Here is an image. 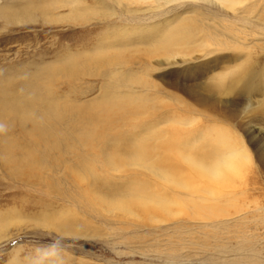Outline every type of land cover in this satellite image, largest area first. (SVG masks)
<instances>
[{"label": "rangeland", "instance_id": "rangeland-1", "mask_svg": "<svg viewBox=\"0 0 264 264\" xmlns=\"http://www.w3.org/2000/svg\"><path fill=\"white\" fill-rule=\"evenodd\" d=\"M263 155L264 0H0V264H264Z\"/></svg>", "mask_w": 264, "mask_h": 264}, {"label": "bare ground", "instance_id": "bare-ground-1", "mask_svg": "<svg viewBox=\"0 0 264 264\" xmlns=\"http://www.w3.org/2000/svg\"><path fill=\"white\" fill-rule=\"evenodd\" d=\"M177 1H179V0H177ZM172 2V1H171ZM235 78L234 79H232V81L231 82H229L227 85H226V88H231V86L234 84V83H236V81L237 80H239V81H241L242 80V76L241 77H237V75H235L234 76ZM225 80H226V78H220L219 79V84L220 85H218L217 84V87H220V86H223L222 84L225 82ZM217 87H215V88H217ZM212 89H214V88H212ZM228 91H230V90H228ZM28 98V97H27ZM130 99V98H129ZM28 100V99H27ZM30 100V99H29ZM108 102V101H107ZM106 102V103H107ZM103 103H105V101L103 102ZM102 103V104H103ZM129 103V102H128ZM26 104V103H25ZM47 104V103H46ZM102 104H101V107H102ZM106 105V104H105ZM106 106H110V107H112V106H114V103L112 104V102H108L107 103V105ZM117 107L119 106L118 104L116 105ZM121 107L122 106H125V105H120ZM119 106V109L120 110H122L124 107H122V109H121V107ZM100 107V108H101ZM126 107V106H125ZM104 108V107H103ZM8 109H9V111H11V112H13L14 114H15V116L18 118V121L22 124V126L24 127V130H25V132L26 133H29V134H32L33 136H34V138L35 139H44V140H47V138L49 137V136H51L52 135V133H51V131H49L48 130V119L50 118V115L53 113L52 111L54 110V109H52V107L51 106H47L46 108H44V109H41V110H38L37 108H35V105H31V104H29L28 103V105H20V106H16V105H11L10 106V108L8 107ZM102 109V108H101ZM110 109V108H109ZM112 109V108H111ZM119 109H118V111H119ZM28 110H35V114H30L29 112H28ZM113 110V109H112ZM4 111V110H3ZM37 111H39V113H37ZM55 111V110H54ZM116 111V109L114 110V112ZM4 112H6V110L4 111ZM107 113H108V111H107ZM116 113H117V111H116ZM53 115V114H52ZM49 117V118H48ZM103 117H107V116H103ZM55 119V118H54ZM50 133H51V135H50ZM88 140V139H87ZM179 141H181V142H184V139L182 140V139H179ZM48 145H49V142L47 143ZM140 148H139V151L137 150V148L135 149V151L137 150L138 151V153H136L135 155H134V157H135V159L136 160H138V161H142V163H143V158H147V154L148 153H146V151L145 150H143V144H141V142H140V145H138ZM187 149H189L188 148V146H187V144H185V145H183L181 148H180V152L182 151V150H187ZM210 150H212L213 151V153L215 154V156H217L219 153H220V151H218V149H216V148H212V149H210ZM130 151V150H129ZM136 151V152H137ZM113 152V151H112ZM118 153V152H117ZM261 154V153H260ZM118 155V154H117ZM99 156H100V154H99ZM119 156V155H118ZM264 156V155H263ZM259 158H260V155H259ZM97 159V158H96ZM114 159V158H113ZM118 160V159H117ZM260 161H263L264 162V157H262V159H259ZM119 161V160H118ZM93 162V161H92ZM97 162V161H96ZM120 162V161H119ZM121 162H123L122 160H121ZM120 162V163H121ZM219 162V161H218ZM95 163V162H94ZM111 163H113V162H110V163H108L109 165L111 164ZM115 163V162H114ZM222 163V162H221ZM220 163V164H221ZM88 164V163H87ZM97 164H98V162H97ZM218 164V163H217ZM90 166H87V169H88V171H90V172H93L94 170H92V165H91V163L89 164ZM106 165H107V163H106ZM108 165V166H109ZM114 165H117V163L116 164H114ZM216 166V165H215ZM219 166V165H218ZM94 167V166H93ZM89 173V172H88ZM75 174V173H74ZM80 174V173H79ZM87 174V173H86ZM91 174H93V173H91ZM85 175V174H84ZM96 175V174H95ZM76 178H80V176H75ZM91 177V176H90ZM94 179V178H93ZM81 180H83V179H81ZM89 187V186H88ZM91 187V186H90ZM92 189H93V187H92ZM90 191V190H89ZM93 192H95V191H93ZM141 192H139V194H138V191H137V194H133L132 196H130V197H132L131 199H129V198H127V199H129V200H127L126 202H119L118 203V206H116V207H119V208H123V210H128V208L130 209V208H134V207H136L135 205H138V206H142L141 208L143 209V205L144 204H146V202L147 201H145L144 199H143V194H140ZM136 195V196H135ZM88 197H90V196H88ZM87 197V198H88ZM94 198V197H93ZM95 201H96V199H95ZM106 202V201H105ZM132 204H135V205H133L132 207H131V205ZM137 206V207H138ZM144 207H145V205H144ZM140 208V209H141ZM138 209V208H137ZM141 211V210H140Z\"/></svg>", "mask_w": 264, "mask_h": 264}, {"label": "clouds", "instance_id": "clouds-1", "mask_svg": "<svg viewBox=\"0 0 264 264\" xmlns=\"http://www.w3.org/2000/svg\"><path fill=\"white\" fill-rule=\"evenodd\" d=\"M50 252H38V254L31 258L32 264H47L48 257H57L60 255V250L55 244L51 246Z\"/></svg>", "mask_w": 264, "mask_h": 264}]
</instances>
